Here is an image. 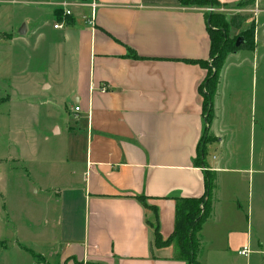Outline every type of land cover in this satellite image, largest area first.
<instances>
[{"label":"crops","instance_id":"0c3cea01","mask_svg":"<svg viewBox=\"0 0 264 264\" xmlns=\"http://www.w3.org/2000/svg\"><path fill=\"white\" fill-rule=\"evenodd\" d=\"M42 1L20 3L39 8L15 31H0L12 36L16 48H25L27 66L20 69L29 74L20 83L11 82L9 73L2 76L9 84L0 120L17 122L11 124L13 135L21 140L10 158L27 164L22 173L32 188L45 175L36 171L43 146L59 152L56 162L63 165L59 173L67 186H38L35 192L79 194L85 221L80 238L67 242L62 253L54 254L55 248L41 253L38 264H187L175 258V245L155 248L150 212L139 199L157 208L159 231L169 239L180 200L205 195V173L215 180L212 213L199 237L200 264H237L245 247L246 258L264 259V130L262 144H256L258 98L255 87L250 90L229 74L243 68L245 51L228 55L221 70L209 129L215 140L208 145L217 156L206 152L203 165L197 160L205 124L200 85L208 69L191 61L210 60L206 10L183 7L178 0L65 1L71 15L52 9L58 22L51 25L41 18L40 7L54 8L60 0ZM216 1L226 9L253 2L255 49L249 53L264 50V0ZM92 3L99 6L94 25L88 23ZM7 4L15 3L0 0L2 15ZM56 24L61 28L54 29ZM11 65L0 64V72ZM19 87L27 96L26 128H20L23 115L13 106ZM12 217L15 226L20 223ZM55 257L58 263L51 261Z\"/></svg>","mask_w":264,"mask_h":264},{"label":"rangeland","instance_id":"374dc122","mask_svg":"<svg viewBox=\"0 0 264 264\" xmlns=\"http://www.w3.org/2000/svg\"><path fill=\"white\" fill-rule=\"evenodd\" d=\"M65 1L71 4V2L80 0L54 1V8L41 5V18L44 17L46 20H50L51 25L55 23L57 19L53 18L52 9L55 10V13L61 11V4ZM37 2L43 1L16 0L15 4L3 6V15L0 12V31L8 33H11L12 30L15 31L17 24L21 20L27 16H33L35 14L33 10L39 8L38 6H25L24 4ZM203 8L206 10L207 15L212 14L216 16L215 21H217V25L222 27L228 40L234 43L238 39L243 38L244 32L248 31L252 24L256 26L254 13L250 11L252 8L247 6L245 2L238 4L234 9H226L218 5L205 6ZM211 9L215 12L210 11ZM256 13H258L257 10ZM233 17H236L237 29H235L237 26L231 27L229 25ZM224 21L229 26L226 24V26H223ZM261 22L264 24V14ZM262 30L264 33V29ZM11 37V35L0 33V64H4L5 66L12 64L10 70L0 72V110L6 108L4 100H6L5 95L8 93L9 84L5 83L6 79L2 76L9 73L12 76L11 82L14 81L16 83L24 82L26 77L29 76L27 70L20 69L22 64H24L23 67L27 66V51L25 48H16L17 44L12 43ZM246 51L243 54L246 58L240 60L243 68L237 73L231 71L229 73L230 80L243 81L242 86L247 85L250 90L255 87L256 98H258L255 115L258 135L256 136V144H262V130H264V100L262 99L264 98V50L255 55L249 53L251 51ZM230 54L232 52H228L226 56ZM208 63L209 66L212 65L211 59ZM248 82L249 84H247ZM18 91L19 95L14 98L15 105H12L17 107L15 110H20L18 112L23 115L20 120L17 119L20 128H26L28 127L25 115L27 112L26 91L20 87ZM1 123L4 126L0 130V264H38L41 262L39 256L41 253L46 254L52 248L56 249L54 254L57 252L62 253V249L68 246L67 242H72V240H76L82 236L85 221L84 200L77 197L79 194H70L72 197L69 194H64L62 197L51 192H47V194L36 193L35 191L38 189V186L50 188V190H52L51 188H55L56 190H59V188L64 189L67 186L61 182V173H59L60 170L64 171L63 165H59L56 162L59 152L51 151V144L48 147L43 146V151H40V154H38L39 162H37L36 171L39 174L45 173V175L41 179L39 178V184L32 188V181L23 177L25 174L22 173L27 170V164L21 165V162L19 164L10 158L16 144L21 140V135H13L16 131L13 132L11 124H16L17 122L12 123L9 119H3L2 121L0 120ZM24 135H27V129L24 131ZM11 139L14 142L11 143ZM249 139L250 137L248 135L246 137V134H244L243 140L246 143L250 142ZM214 140L215 138L210 134L204 137V144H207L206 152L210 157L217 156L214 150L208 149V145L214 142ZM57 144V149L59 150V143ZM46 173L50 174V177ZM29 190L31 191L29 192ZM245 191L247 193V188ZM73 197L74 200L69 204ZM74 202L75 206H73ZM148 211L150 212V219L154 223L155 215L151 208ZM12 215L17 220L20 219V223L16 226L13 223ZM67 228L69 230L71 228V231H67ZM61 242L62 245H60ZM51 261L58 263L59 259L55 257ZM232 261L234 263V260ZM235 261L237 264H264V259L256 254H251L249 258L237 256Z\"/></svg>","mask_w":264,"mask_h":264},{"label":"trees","instance_id":"16d2710c","mask_svg":"<svg viewBox=\"0 0 264 264\" xmlns=\"http://www.w3.org/2000/svg\"><path fill=\"white\" fill-rule=\"evenodd\" d=\"M180 5L183 7H205L218 5L216 0H178ZM247 6H251L253 2H245ZM61 10V9H60ZM62 10L60 11V13ZM59 20L62 19L61 15ZM208 30L211 37V53L210 59L212 65L209 66L208 62L202 61H191V63H198L208 69L207 75L200 85V92L203 99V112L205 116L204 124V135L202 137L201 143L198 149V159L199 163L204 165L206 145L204 144V137L209 135V129L212 120L214 119V98L217 93L219 85V77L222 68L224 67L226 54L228 52L241 51H253L255 49V25L252 24L248 31L244 32L243 39L244 43L240 46H236V43L228 40L226 34L223 32L222 27L217 25L215 21L216 16L208 14ZM68 17V16H66ZM233 17L230 22L231 27L238 25ZM225 22V21H224ZM223 26L228 25L226 22ZM226 24V25H225ZM228 25V26H229ZM206 182V193L201 198H185L180 200V204L177 207V219L174 232L171 234L169 239H163L159 231V221L157 208L150 206L146 203L143 198L139 200L146 209L151 208L154 215V223L149 222V225L153 228L154 235V246L155 248H164L171 245L176 247V256L178 260L185 261L187 264H200L199 255L201 251L200 234L203 229V225L206 220L211 216L212 213V190L214 188V177L212 174L205 173ZM183 207H182V205Z\"/></svg>","mask_w":264,"mask_h":264},{"label":"built area","instance_id":"2783aa9c","mask_svg":"<svg viewBox=\"0 0 264 264\" xmlns=\"http://www.w3.org/2000/svg\"><path fill=\"white\" fill-rule=\"evenodd\" d=\"M15 1H16V0H12L11 2L15 3ZM68 6H70V5L62 4V6H61V7L65 10L64 14H65L66 16H70V15H71V11H70L69 9H68V10L65 9V8H67ZM90 7H91V10H92V15L89 17V19H88V23L91 24V25H94L95 12H96L97 7H99V6H98L96 3H92V4L90 5ZM210 11H213V9H211ZM213 12H215V11H213ZM58 28H61V26L58 25V24L54 25V29H58ZM75 110L78 112V111H79V108H75ZM249 254H250V251H249V249L246 248V247L243 248L241 251L238 252V255H239V256H243V257H247Z\"/></svg>","mask_w":264,"mask_h":264},{"label":"water","instance_id":"95a60500","mask_svg":"<svg viewBox=\"0 0 264 264\" xmlns=\"http://www.w3.org/2000/svg\"><path fill=\"white\" fill-rule=\"evenodd\" d=\"M22 30L23 31L25 30V26L24 25H23V29ZM243 43H244V39L240 38V39L237 40L236 46L238 47V46H240V44H243Z\"/></svg>","mask_w":264,"mask_h":264}]
</instances>
